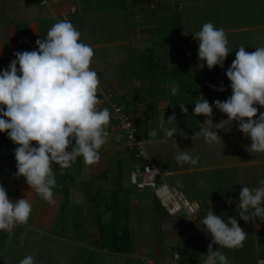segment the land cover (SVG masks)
Wrapping results in <instances>:
<instances>
[{
  "label": "rangeland",
  "instance_id": "374dc122",
  "mask_svg": "<svg viewBox=\"0 0 264 264\" xmlns=\"http://www.w3.org/2000/svg\"><path fill=\"white\" fill-rule=\"evenodd\" d=\"M79 1L87 12V45L109 44L81 53L88 70L100 79L111 72V76L127 81L139 79L146 84L141 87L142 93H153L154 101H171L168 109L160 110L157 116L149 115L147 120L137 122L143 152L160 172L180 171L170 177L161 175L163 181L181 191L188 203H197L199 209L195 220L184 223L183 210L171 216L165 208L156 209V216H152L150 208L157 199L153 194L143 211L139 209L137 219L131 215L129 201L141 197L146 200L153 190L148 188L144 194L124 192L129 199L132 251L118 254L100 248L95 241L98 215L104 224L109 220L100 207L114 201L109 191L100 192L104 198L99 196L94 208L88 207L86 200L80 201L81 205L75 200L77 204L73 196L66 204L61 193L54 220L45 226L35 224L36 211L43 205L38 199L22 224H6L0 215V264H204L207 258L209 264H257L258 257L264 255V210L258 208L259 199L264 197V86L254 78L257 64L248 66L246 62L264 58V47L250 41L252 32L244 35L226 31L264 24V15L253 18L247 13H232L254 5L264 7L260 6L264 0ZM91 2L99 10L87 11ZM139 28L142 41L140 47L133 48ZM262 33L264 30L255 34ZM114 42H120V46L111 45ZM204 67L213 69L208 75H216L208 86L211 96L198 81ZM234 81L239 83L237 89ZM151 83L150 90L147 84ZM89 85L87 92L96 94L98 90L91 89L96 86ZM222 93H228L229 99ZM257 93L259 97L252 98ZM114 95L118 102V95ZM60 96L64 97L60 94L53 98ZM3 102L2 97L0 108ZM98 106H107L110 113V107L101 99ZM60 107L57 102L55 111ZM39 126L35 125L37 131L32 133L42 130ZM94 127L93 131H99L106 123ZM149 130H154V135L149 132L145 137ZM4 138H0V177L10 174L13 180L40 184L45 178L35 168V148L29 144L24 151V171L9 170L2 159L8 158L12 147L5 145ZM110 140L111 136L108 143ZM134 167L129 159L125 160L123 177L129 180V171ZM47 181L59 188L72 186L70 178L66 181L60 175H50ZM182 232L198 241L192 253L183 246Z\"/></svg>",
  "mask_w": 264,
  "mask_h": 264
},
{
  "label": "crops",
  "instance_id": "0c3cea01",
  "mask_svg": "<svg viewBox=\"0 0 264 264\" xmlns=\"http://www.w3.org/2000/svg\"><path fill=\"white\" fill-rule=\"evenodd\" d=\"M131 1L138 2V0ZM91 3L87 6V11L99 10L95 2ZM258 6L254 5L251 9L243 11L236 9L232 13L234 15L247 13L254 16L253 18L261 17L264 15V7ZM71 8L76 9L74 14L70 13ZM62 15H68L67 27L73 40L59 23V17ZM261 30H264V24H252L249 27L230 29L226 32L244 35L245 32H252L249 36L250 41L260 42V46L264 47V33L255 34ZM137 31L136 41L131 45L133 48L140 47V41H142L139 33L141 29ZM121 43L127 44V41ZM104 45L109 44L87 45V12L79 0H0V101L2 97L4 98L1 104L4 108H0V138L5 137V145L12 147L8 156L11 163L5 167L10 166L9 170L14 168L17 172L24 171L27 163L23 154L27 145L30 144L35 148L32 155L36 154L35 168L45 178L40 184L31 180V182L26 180L19 182L13 180L10 174L2 178L7 189L12 191L11 196L0 198V215L5 217L6 224L26 222V217L29 216L38 199L43 201V205L38 212L36 211L35 224L45 226L52 223L55 212L58 206L60 207L58 201L61 193H64L66 204L69 203V197L73 196L74 202L79 201L81 205L80 201L86 200L87 206L93 208L96 206L97 194L100 192L109 191L111 197L117 195V198L121 200L124 192L133 191L134 194H144L143 191H135L127 180V176L123 177V162L129 159L132 167L136 164L126 150L121 135L109 121V108L107 106L105 109L98 108L100 107L98 102L104 93L117 94L122 105L131 106L130 109L133 110L131 114L139 122L147 120L149 115L157 116L160 110L168 109L171 101L165 99L154 101L153 93L141 92V87L143 88L146 84H141L139 79L127 81L126 78L111 76V72L109 76L102 75L100 86L91 88L98 90L96 94H100V98L88 105V109L85 108L80 93H87V86L90 85L84 80L68 75L70 52L76 50L87 67L81 53L86 54L87 49L98 50ZM111 45L120 46V42H114ZM259 62H264V58L248 60L246 63ZM100 65L102 67L103 64ZM147 85V88L151 90L152 83ZM60 94L64 97L53 98ZM221 96L228 99L230 97L228 93H222ZM37 100L42 101L43 115L39 122L42 130L32 133L29 131V119L34 115ZM57 102L61 104V107L56 112ZM63 110L65 113L69 111L68 114L72 118L83 122L81 131L76 128L68 130L62 128L64 114H61V111ZM103 123H106L105 128L93 131L94 126ZM26 130L31 139L29 144ZM103 130H109L111 140L106 147L95 149L92 145L93 137ZM149 132L154 135V130H149L147 137ZM139 137L143 146V136ZM1 144L3 143L0 142ZM8 158L2 159V165ZM147 159L159 173V182L168 188L175 189L186 200L181 191L175 186H170L168 181L165 182L162 178V176L177 175L180 171L160 172L148 156ZM31 169H33L32 166ZM50 175H60L66 181L70 178L71 188L50 186L47 181ZM71 190L74 193H71ZM153 194L148 193L146 200L142 197L138 201L130 200L131 215L137 217L139 209L143 211L145 203L149 204L148 201L153 199ZM101 197L104 198L103 195ZM156 209L154 205L152 209L150 208L152 216H156ZM104 214L110 217L109 212ZM166 233L169 234L168 229ZM187 237L189 236L185 232L180 234L181 239ZM95 241L99 246L98 234Z\"/></svg>",
  "mask_w": 264,
  "mask_h": 264
},
{
  "label": "built area",
  "instance_id": "2783aa9c",
  "mask_svg": "<svg viewBox=\"0 0 264 264\" xmlns=\"http://www.w3.org/2000/svg\"><path fill=\"white\" fill-rule=\"evenodd\" d=\"M70 11V13L74 14L76 9L71 8ZM68 21V15L59 17V23L65 29L71 40H73L71 32L67 27ZM67 72L70 77L77 79L84 78L89 84L95 85L96 87L101 83L99 75L88 70L76 50L70 52ZM101 100L104 103L106 102L110 107V113L108 115L109 121L124 139L125 148L128 150L136 149L138 151L137 156H141L145 160L143 166L136 165L129 173V182L135 191L142 192L148 188L152 189L160 204L166 209L169 215L174 216L183 210L186 216H182V223L186 220H195V214L199 206L196 203H188L178 191L173 188H168L163 183H159V173L145 156L142 144L137 138L139 126L135 122L133 115L125 112L123 106L117 103L113 93L103 94ZM109 139V130H103L93 137L92 145L95 149H102L106 147ZM174 258L179 260L180 257L178 254H174ZM190 260H193V258L190 257ZM204 264H209V259H206ZM257 264H264V256L258 257Z\"/></svg>",
  "mask_w": 264,
  "mask_h": 264
},
{
  "label": "trees",
  "instance_id": "16d2710c",
  "mask_svg": "<svg viewBox=\"0 0 264 264\" xmlns=\"http://www.w3.org/2000/svg\"><path fill=\"white\" fill-rule=\"evenodd\" d=\"M253 64H255V65L257 64L256 70L254 72L255 73V75H254L255 81L256 82L259 81L260 82L259 84L264 86V62L248 63V66H251ZM211 70L213 71V69L210 67L204 68L201 71L202 76L198 80V81L202 82V86H206L205 90H206L207 94L210 96H211V94H210V90L208 89V86L211 85L215 81L214 77L216 76V75H214L212 77V74H211V76L208 75V73ZM247 71H248L247 73H250L251 69H248ZM256 79H258V80H256ZM79 80L86 81V79H84V78H80ZM251 82H253V81L251 80ZM224 87H225V90L222 89V91L228 90L227 89L228 87L226 84L224 85ZM238 87H239V83H236L235 88L237 89ZM243 87L244 86H242V88ZM231 88H233V87H231ZM238 94H241L240 90H239ZM80 97H81V100L84 104V107L88 109V105H90L92 102L98 100L100 98V94H90L88 92L87 93H80ZM212 97H214V96H212ZM258 97H259L258 93L252 96V98H258ZM221 99H223V98L217 97V100H221ZM117 103H119L121 105L119 100ZM122 106H123L126 113H131L133 111L132 109H130V107L128 105L127 106L122 105ZM87 109H85V110L87 111ZM87 113H88V111H87ZM42 115H43L42 101L37 100L35 103L34 115L32 117H30V119H29L30 132L37 131L35 129V125H39L40 118ZM135 122L137 123L138 121H136V119H135ZM82 124H83V122L81 123L77 119L72 118L70 116V114L64 113L63 125H62L63 129L68 130V129L76 128L78 131H81L82 130V127H81ZM38 130H40V129H38ZM139 136H140V133L138 132L137 138L140 141ZM145 137H147V134L145 135ZM126 150L130 154V157L132 158V161L134 162V164L141 165V166H143L145 164V160L141 156H137L138 151L136 149H133V150L126 149ZM10 160L11 159L8 158L7 161H5L4 166L10 165V163H11ZM1 172H2V169H0V173ZM11 195H12V191L7 189V187L5 186V183L3 182V179L0 177V198L11 196ZM99 196H100V194H97L96 206L98 203V197ZM113 200L114 201L111 203V205H108V204H104L103 206L100 205V207H102V212L103 213L109 212L110 217H109L108 223L104 224L100 220V215H98L99 217L97 216L98 217L97 227H98L99 246H100V248H102L106 251L113 252V253L129 254L132 251L131 232H130V227H129L128 219H127L128 218L127 208H128L129 199L123 197L121 200V199L117 198V195H115ZM154 203H155V207L158 210L164 209V207L160 204L158 199H154ZM259 203H260V205H259L260 207H258V208H260V209L263 208L261 210H264V197L259 199ZM121 220L125 221L124 224L121 223ZM196 237H198V236H196ZM183 246L185 249L189 248L190 252L192 253V251L195 249V247L198 246V241H195V236H191V237L189 236V237L184 239ZM263 256L264 255H262L261 257H263Z\"/></svg>",
  "mask_w": 264,
  "mask_h": 264
}]
</instances>
